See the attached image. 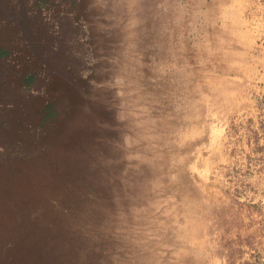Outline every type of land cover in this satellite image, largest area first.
I'll use <instances>...</instances> for the list:
<instances>
[{
	"label": "rangeland",
	"instance_id": "obj_1",
	"mask_svg": "<svg viewBox=\"0 0 264 264\" xmlns=\"http://www.w3.org/2000/svg\"><path fill=\"white\" fill-rule=\"evenodd\" d=\"M0 2V264H264V0Z\"/></svg>",
	"mask_w": 264,
	"mask_h": 264
},
{
	"label": "crops",
	"instance_id": "obj_2",
	"mask_svg": "<svg viewBox=\"0 0 264 264\" xmlns=\"http://www.w3.org/2000/svg\"><path fill=\"white\" fill-rule=\"evenodd\" d=\"M2 12H4V5L0 2V14ZM11 55H14L11 49L4 46V17L2 18L0 15V219L4 212V125L7 123L4 113L6 107L12 106L10 101L16 99L19 84L27 81L25 76V81L21 79L18 82L16 76L25 74L19 72L16 61Z\"/></svg>",
	"mask_w": 264,
	"mask_h": 264
},
{
	"label": "trees",
	"instance_id": "obj_3",
	"mask_svg": "<svg viewBox=\"0 0 264 264\" xmlns=\"http://www.w3.org/2000/svg\"><path fill=\"white\" fill-rule=\"evenodd\" d=\"M49 109V111H48V113L46 114V120H49V119H51L53 116H54V110L53 109H51V108H48Z\"/></svg>",
	"mask_w": 264,
	"mask_h": 264
},
{
	"label": "bare ground",
	"instance_id": "obj_4",
	"mask_svg": "<svg viewBox=\"0 0 264 264\" xmlns=\"http://www.w3.org/2000/svg\"><path fill=\"white\" fill-rule=\"evenodd\" d=\"M189 9V8H188ZM188 55V54H187ZM183 58V57H182Z\"/></svg>",
	"mask_w": 264,
	"mask_h": 264
}]
</instances>
